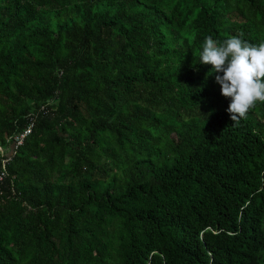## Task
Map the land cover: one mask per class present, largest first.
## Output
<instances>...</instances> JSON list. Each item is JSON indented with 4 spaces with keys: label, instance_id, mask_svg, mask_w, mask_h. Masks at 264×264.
<instances>
[{
    "label": "trees",
    "instance_id": "1",
    "mask_svg": "<svg viewBox=\"0 0 264 264\" xmlns=\"http://www.w3.org/2000/svg\"><path fill=\"white\" fill-rule=\"evenodd\" d=\"M241 32L264 0H0V264H264V103L199 63Z\"/></svg>",
    "mask_w": 264,
    "mask_h": 264
},
{
    "label": "clouds",
    "instance_id": "2",
    "mask_svg": "<svg viewBox=\"0 0 264 264\" xmlns=\"http://www.w3.org/2000/svg\"><path fill=\"white\" fill-rule=\"evenodd\" d=\"M242 36L241 32L222 43L208 36L199 57V63L212 66L221 95L229 98L226 111L233 126H238L257 102L264 103V43L253 45Z\"/></svg>",
    "mask_w": 264,
    "mask_h": 264
},
{
    "label": "built area",
    "instance_id": "3",
    "mask_svg": "<svg viewBox=\"0 0 264 264\" xmlns=\"http://www.w3.org/2000/svg\"><path fill=\"white\" fill-rule=\"evenodd\" d=\"M28 123L25 127H23L20 131H16L11 133V135L5 138L4 146L0 145V181L5 174V164L8 162L11 157L14 149L22 142L23 138L28 135L32 128V121L28 117Z\"/></svg>",
    "mask_w": 264,
    "mask_h": 264
}]
</instances>
